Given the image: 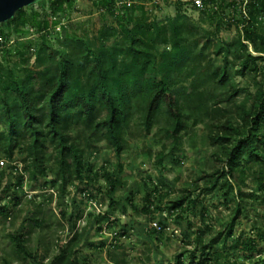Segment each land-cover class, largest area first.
Masks as SVG:
<instances>
[{"label": "rangeland", "instance_id": "obj_1", "mask_svg": "<svg viewBox=\"0 0 264 264\" xmlns=\"http://www.w3.org/2000/svg\"><path fill=\"white\" fill-rule=\"evenodd\" d=\"M115 1L124 16L118 11L110 14L107 0H71L61 11L52 9L50 0H37L24 7L16 20L0 23V159L4 162L0 205L9 207V213H0V264H60L56 256L63 249L68 264H111L110 257L118 264H197L199 236L203 244L216 238L212 252L218 256L211 254L207 264H264V239L258 235L259 229L264 230V191L257 189L252 176L240 185L241 193L237 186L228 190L225 178H218L224 161L219 159L221 146L212 142L218 129L225 130L216 127L219 123L239 129L264 87L263 60L250 62V70L239 67L247 55L264 59V8L249 14L245 1L217 0L198 12L191 7L193 0ZM124 3L131 8L120 9ZM179 15H185L194 29L182 33L177 39L180 45L198 38L210 40L197 67L182 70L176 85L177 89L199 85L196 75L204 68L209 76L203 87L207 114L196 108L200 118L195 123L187 111L174 146L159 132L167 121L163 107L147 129L132 102L118 153L100 131L89 140L92 148L86 146L89 135L80 125H71L69 141L90 169L76 178L70 157L66 165L71 174H62L56 146L48 138L39 148L42 171L29 183L25 169L40 160L29 154L28 133L22 126L13 140L6 134L5 110L18 111V92L42 91L43 76H52L58 57L66 53L76 54L75 59L78 52L103 53L107 62L113 55L118 73L129 62L130 37L144 43L138 50L155 56L170 52V29L181 21ZM157 25L165 28V37L153 45L150 34ZM200 49L201 44L195 54ZM213 73L222 79L210 81ZM80 77L83 84L86 78ZM38 126L48 131L44 123ZM19 171L24 173L21 187ZM94 173L90 184L89 174ZM106 176H112L114 190ZM180 198H184L182 208L170 210ZM14 199H19L16 206ZM150 205L158 210L145 214L143 209ZM238 205L242 209L236 214ZM232 222V232L226 236ZM154 223L164 228L158 231ZM16 235L25 241L21 252L11 240ZM245 238L256 241L254 252L241 249Z\"/></svg>", "mask_w": 264, "mask_h": 264}, {"label": "trees", "instance_id": "obj_2", "mask_svg": "<svg viewBox=\"0 0 264 264\" xmlns=\"http://www.w3.org/2000/svg\"><path fill=\"white\" fill-rule=\"evenodd\" d=\"M70 1L50 0L49 3L52 9L61 11L69 6ZM107 1V9L110 14L115 16L116 11L122 13L121 10L119 11L116 8L115 0ZM216 1L202 0V9H198L191 1V7L197 9L198 12H202ZM223 1L236 2V0ZM245 2L249 14L256 9L264 8V0H245ZM121 8L126 11L131 8V4L126 5L124 3ZM22 10H18L9 21L16 20ZM122 15L124 16V13ZM179 18H181L179 24L172 26L170 29V35L173 38L170 52L155 56L146 50H138L137 46L144 45V43L138 38L130 37L127 51L129 62L125 63L123 70L118 73H114L116 60L113 55L110 56L107 62L103 53L88 52L81 55L82 53L78 52L76 59V54L72 56L66 53V55L58 57L55 73L52 76H43L44 88L42 91L35 93H32V91L18 92V111L13 114L9 108L5 110L6 134L7 138L10 139L9 141H11L17 137V132L22 126H24V131L28 133L29 154L34 161L38 162L40 160L38 165L33 162L31 168L26 167L27 169H25V176L29 183L35 179L36 172L42 171L43 152L39 148L44 147V140L48 138L56 146L59 169L62 174H71L70 170L67 169L70 157L75 161L73 172L76 178L80 179L82 172L84 173L90 169L88 167L89 163L82 160V155L69 141L71 125H80L82 130L89 135L86 146L92 148V143L89 140H91L95 131H100L104 133L106 139L118 153L121 144V131L129 124V116L134 103L140 114V123L147 129L151 126L158 109L163 107L167 114V121L159 132L163 138L174 144V146L177 145L179 132L184 128L187 111H189V117L193 118L195 123L200 118L199 113L207 114V98L203 87L206 85V80L209 81V76L204 68H201L196 75L199 85L190 84L187 89H177L176 85L178 75L182 70L185 68L194 70L197 67L196 62L203 57L210 40L198 38L192 44L180 45L177 39L180 38L182 33L184 31L191 33L194 29L193 24L185 15H179ZM155 30L154 34H150V41L153 45L162 42L165 37L164 27L157 25ZM245 36L246 38L250 37L247 32ZM199 44H201V49L198 54H195L194 50ZM256 60H263L264 62L262 57L247 55L239 65L240 70H250V62ZM81 75L86 78L83 84L79 82ZM216 79L221 80L222 78L219 79L217 73L210 75V81ZM133 99L135 101H132ZM198 107H200L199 111L202 110V112H195ZM40 123H44L48 131H43L38 126ZM263 126L264 87L259 89L257 100L242 118L239 129L231 127L226 122L219 123L216 126L225 129L222 131L218 129L212 137V142L221 146L222 152L219 159L224 161L218 178H225L228 190H232L237 186L239 188L238 192L241 193L240 185H243L247 178L252 176L256 181L257 189L264 191V134L261 133ZM234 135L238 138H233ZM11 156L12 150L9 145L7 158L10 159ZM22 172L17 173L18 187L23 184L24 173ZM89 176L88 180L91 184V178L95 176V173L89 174ZM106 178L110 188L114 190L115 183L111 180L112 176H110L111 179L107 176ZM18 202L19 199H14L13 205L16 206ZM183 204L184 198L177 199L171 203L169 209H181ZM152 208H154L153 205H150V209L146 207L143 212L148 214ZM240 209L242 207L238 205L236 214H239ZM154 210H158L157 207ZM0 213H9V207L6 204L0 205ZM158 224L161 231L164 227L161 223ZM232 227L233 222L229 225L226 236L231 234ZM258 231V235H261L264 239V230L259 229ZM11 240L18 252L25 250V241L21 235L11 237ZM196 242L200 252L197 257V264H207L211 254L218 256V253L212 252L216 238L209 240L207 244H203L202 237L199 236L196 238ZM241 245V249L245 252L256 250L254 239L245 238L241 241ZM65 252L63 249L56 256V260L60 264H68L69 262L64 257ZM191 258H195L194 254ZM109 262L118 264L115 257H110Z\"/></svg>", "mask_w": 264, "mask_h": 264}, {"label": "water", "instance_id": "obj_3", "mask_svg": "<svg viewBox=\"0 0 264 264\" xmlns=\"http://www.w3.org/2000/svg\"><path fill=\"white\" fill-rule=\"evenodd\" d=\"M37 0H0V23L11 19L14 14Z\"/></svg>", "mask_w": 264, "mask_h": 264}, {"label": "built area", "instance_id": "obj_4", "mask_svg": "<svg viewBox=\"0 0 264 264\" xmlns=\"http://www.w3.org/2000/svg\"><path fill=\"white\" fill-rule=\"evenodd\" d=\"M237 1V0H236ZM241 1H245V0H241ZM194 5L198 8V9H202L203 8V3L202 0H193ZM3 160L0 159V167L3 165ZM154 226L157 227V230L160 231L161 227L160 225L156 223H154Z\"/></svg>", "mask_w": 264, "mask_h": 264}]
</instances>
